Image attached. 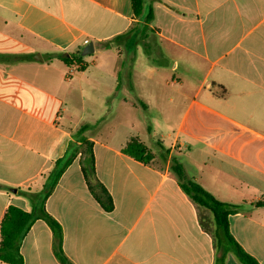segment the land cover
I'll use <instances>...</instances> for the list:
<instances>
[{
  "label": "crops",
  "instance_id": "1",
  "mask_svg": "<svg viewBox=\"0 0 264 264\" xmlns=\"http://www.w3.org/2000/svg\"><path fill=\"white\" fill-rule=\"evenodd\" d=\"M149 9L144 31L132 0H0V228L10 206L30 212L43 199L89 125L114 208L97 200L79 154L45 201L66 264H242L182 189L174 160L240 206L230 232L264 264V207L254 205L264 199V0H145ZM88 43L84 68L52 58ZM132 137L150 163L123 153ZM20 251L24 264H65L42 219Z\"/></svg>",
  "mask_w": 264,
  "mask_h": 264
},
{
  "label": "trees",
  "instance_id": "2",
  "mask_svg": "<svg viewBox=\"0 0 264 264\" xmlns=\"http://www.w3.org/2000/svg\"><path fill=\"white\" fill-rule=\"evenodd\" d=\"M134 14L141 18L147 24L144 31H148V24L153 20V10L149 9L145 13V0H132ZM147 56L152 63H157L155 57L147 52ZM52 58L63 62L66 66L74 64L83 66V56L81 52L76 54L57 53ZM120 81V80H119ZM94 127L89 125L81 126L74 134L75 141H71L67 154L64 158L56 161L54 169L49 174L47 185L44 187V197L38 204L33 206L32 211H25L21 208L10 206L5 213L0 228V261L5 264H24V258L20 251L21 241L28 233L31 226L38 219L46 221L51 228L56 241V254L58 258L67 263V257L62 248L63 231L57 220H55L45 208V201L49 194L56 187L59 179L70 166L74 159L79 155H84L83 173L90 181L95 195L103 208L110 212L114 208L112 197L107 189L97 179L94 166V157L92 151V142L88 140L87 133ZM123 153L143 163H150L154 159V154L149 147L138 137H132L125 147ZM172 171L180 181L182 189L191 199L200 207L208 210L212 216L214 224L223 238L232 246L238 259L242 264H259L256 258L245 252L236 242L230 232L229 217L240 211V206L220 202L213 195L208 193L201 185L190 179L183 166L176 160L173 161ZM257 207H264V199L254 204Z\"/></svg>",
  "mask_w": 264,
  "mask_h": 264
},
{
  "label": "water",
  "instance_id": "3",
  "mask_svg": "<svg viewBox=\"0 0 264 264\" xmlns=\"http://www.w3.org/2000/svg\"><path fill=\"white\" fill-rule=\"evenodd\" d=\"M94 51L95 49H94L93 43H88V45H86L85 49L83 50L82 55L89 56V55H92Z\"/></svg>",
  "mask_w": 264,
  "mask_h": 264
},
{
  "label": "rangeland",
  "instance_id": "4",
  "mask_svg": "<svg viewBox=\"0 0 264 264\" xmlns=\"http://www.w3.org/2000/svg\"><path fill=\"white\" fill-rule=\"evenodd\" d=\"M143 51H144V48H143ZM146 59V58H145ZM172 73H174V71L172 72ZM177 72L175 71V74H176Z\"/></svg>",
  "mask_w": 264,
  "mask_h": 264
}]
</instances>
